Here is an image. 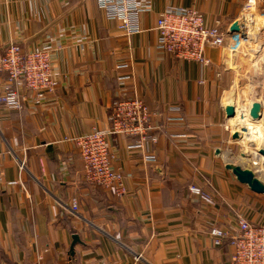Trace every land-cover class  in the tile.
<instances>
[{
    "label": "crops",
    "instance_id": "obj_1",
    "mask_svg": "<svg viewBox=\"0 0 264 264\" xmlns=\"http://www.w3.org/2000/svg\"><path fill=\"white\" fill-rule=\"evenodd\" d=\"M152 1L142 32L127 35L97 0H0V49L11 40L26 50L51 45L59 83L40 104L24 83H14L23 107L0 106V264H230L231 238L216 246L210 229L235 233L236 213L264 221V194L225 168V149L235 140L224 104L236 103L230 98L246 66L243 47L229 36L225 46L206 48L211 62L203 67L159 50L155 30L167 6L196 7L207 23L229 24L245 0ZM120 75L129 76L128 95L164 118L176 104L185 121L168 127L157 120V164L127 147L132 138H108L112 168L126 187L116 196L84 179L79 149L65 140L109 128ZM8 83L0 73V93ZM191 183L211 197L191 196Z\"/></svg>",
    "mask_w": 264,
    "mask_h": 264
},
{
    "label": "built area",
    "instance_id": "obj_2",
    "mask_svg": "<svg viewBox=\"0 0 264 264\" xmlns=\"http://www.w3.org/2000/svg\"><path fill=\"white\" fill-rule=\"evenodd\" d=\"M97 4L106 17L115 21L117 28L127 35L142 32L141 15L153 9L152 0H97ZM263 6L264 0H245L237 17L229 24H224L221 18L213 20L211 24L207 23L204 13L196 7L167 6L160 12L155 26L157 48L177 59L195 61L206 67L211 62L206 56L207 47L225 46L229 36L234 35L239 47L253 39L250 28L255 24L259 9L264 8ZM235 21L240 24V32L231 33V26ZM53 51L49 44L26 50L13 40L0 49V73H5L9 80L4 91L0 93L1 107L8 111L23 107L22 97L13 87L17 82L25 84L37 104H40L47 94L56 91L59 83L55 79L52 64ZM125 66L126 64L118 65ZM128 78L127 75H120L118 78V98L110 108L108 129L94 128L87 134L65 140H73L79 149L84 163V179L89 184L101 187L116 196L124 195L126 187L124 175L112 168L114 156L110 152L108 138H132L127 147L143 150L145 161L157 164L154 146L159 139L157 131L163 129L157 121L161 117L164 118L163 113L150 110L141 96L128 95L125 85ZM247 100L241 98L239 103H233L235 117L242 116L246 123L252 121L250 109L253 104V101L248 103ZM263 113L262 105V115ZM234 118H228L230 125H227V128L233 134L239 132V138H242L243 125L247 124H232L231 119ZM164 119L165 126L168 127L185 121L180 106L176 104L168 106ZM262 147H255L251 155L246 153L248 160L245 164L264 182V155L260 153ZM4 158L5 153H0V165ZM24 167V163H21L20 168ZM7 183L12 184L15 181ZM188 193L194 197H211L204 187L195 183L188 185ZM71 206L73 211L78 210L77 198L72 199ZM234 222L235 233L215 226L210 229L214 244L221 246L225 239L231 238L234 250L230 264H264V221L254 223L243 213H236ZM135 260L140 261L141 256H136Z\"/></svg>",
    "mask_w": 264,
    "mask_h": 264
},
{
    "label": "rangeland",
    "instance_id": "obj_3",
    "mask_svg": "<svg viewBox=\"0 0 264 264\" xmlns=\"http://www.w3.org/2000/svg\"><path fill=\"white\" fill-rule=\"evenodd\" d=\"M250 29L253 39L243 46L246 66L242 72L240 85L230 100L236 103H239L241 98H247L248 103L258 101L262 103L264 110V8L259 9L256 22ZM233 95L236 97L235 100H232ZM241 124H247L243 125V132L241 131L243 136L228 145L229 148L226 147L225 159L246 167L245 162L248 160L246 153L251 155L255 147L264 146V113L259 121L247 123L245 121Z\"/></svg>",
    "mask_w": 264,
    "mask_h": 264
},
{
    "label": "water",
    "instance_id": "obj_4",
    "mask_svg": "<svg viewBox=\"0 0 264 264\" xmlns=\"http://www.w3.org/2000/svg\"><path fill=\"white\" fill-rule=\"evenodd\" d=\"M240 32V24L235 21L231 26V33ZM224 111L227 118H234L236 116L234 105L228 101L224 104ZM250 117L253 122L259 121L262 118V104L258 101L253 102L250 109ZM240 137L239 132L233 134V139H238ZM260 153L264 155V147L260 150ZM217 155L221 154V150L216 151ZM243 156V152L241 153ZM225 168L231 171L237 180L245 185H247L250 190L258 194H264V182L254 173L253 170L247 167H243L240 164H236L232 161H226ZM75 242L79 240V236L74 235ZM74 242V244H75ZM74 244L71 247L72 253L74 252Z\"/></svg>",
    "mask_w": 264,
    "mask_h": 264
},
{
    "label": "bare ground",
    "instance_id": "obj_5",
    "mask_svg": "<svg viewBox=\"0 0 264 264\" xmlns=\"http://www.w3.org/2000/svg\"><path fill=\"white\" fill-rule=\"evenodd\" d=\"M233 105H234V104H233ZM262 118H263V115H262ZM262 118H261V119H262ZM263 147H264V146H263ZM263 147H262V148H263ZM244 159H246V158H244Z\"/></svg>",
    "mask_w": 264,
    "mask_h": 264
}]
</instances>
